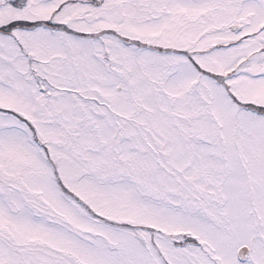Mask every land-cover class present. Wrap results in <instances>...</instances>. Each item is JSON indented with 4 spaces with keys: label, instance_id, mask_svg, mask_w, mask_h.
<instances>
[{
    "label": "snow or ice",
    "instance_id": "obj_1",
    "mask_svg": "<svg viewBox=\"0 0 264 264\" xmlns=\"http://www.w3.org/2000/svg\"><path fill=\"white\" fill-rule=\"evenodd\" d=\"M0 264H264V0H0Z\"/></svg>",
    "mask_w": 264,
    "mask_h": 264
}]
</instances>
